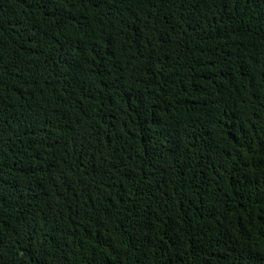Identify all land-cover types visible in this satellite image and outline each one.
I'll use <instances>...</instances> for the list:
<instances>
[{"label":"trees","instance_id":"16d2710c","mask_svg":"<svg viewBox=\"0 0 264 264\" xmlns=\"http://www.w3.org/2000/svg\"><path fill=\"white\" fill-rule=\"evenodd\" d=\"M0 264H264V0H0Z\"/></svg>","mask_w":264,"mask_h":264}]
</instances>
